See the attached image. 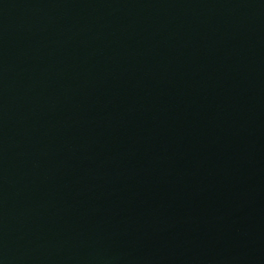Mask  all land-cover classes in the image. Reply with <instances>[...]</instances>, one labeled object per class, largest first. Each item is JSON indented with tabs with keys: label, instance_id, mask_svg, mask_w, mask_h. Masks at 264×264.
Returning <instances> with one entry per match:
<instances>
[{
	"label": "water",
	"instance_id": "1",
	"mask_svg": "<svg viewBox=\"0 0 264 264\" xmlns=\"http://www.w3.org/2000/svg\"><path fill=\"white\" fill-rule=\"evenodd\" d=\"M0 264H264V0H0Z\"/></svg>",
	"mask_w": 264,
	"mask_h": 264
}]
</instances>
